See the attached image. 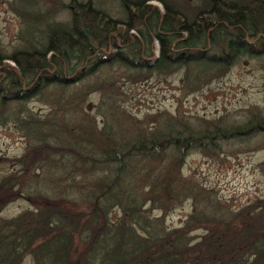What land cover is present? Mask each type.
<instances>
[{"label": "trees", "instance_id": "1", "mask_svg": "<svg viewBox=\"0 0 264 264\" xmlns=\"http://www.w3.org/2000/svg\"><path fill=\"white\" fill-rule=\"evenodd\" d=\"M6 4L21 30L11 54L0 48V125L15 122L26 148L3 160L17 169L0 178V212L17 200L29 208L0 217V264H264V197L232 209L182 174L192 150L212 159L222 143L264 136L260 113L228 125L165 113L146 122L121 107L113 79L98 75L117 67L137 82L183 71L181 81L197 89L241 57L264 56V0ZM88 86L109 102L96 109L99 127L74 104ZM48 88L61 112L40 119L5 108ZM187 201L182 225L167 229L164 217Z\"/></svg>", "mask_w": 264, "mask_h": 264}, {"label": "rangeland", "instance_id": "2", "mask_svg": "<svg viewBox=\"0 0 264 264\" xmlns=\"http://www.w3.org/2000/svg\"><path fill=\"white\" fill-rule=\"evenodd\" d=\"M9 1L12 0H0V48L6 55L20 45L17 34L21 30L18 19L8 11L6 2ZM151 4L162 13L158 2L153 1ZM65 20L64 14L57 17L59 23H64ZM129 34L133 32L130 31ZM154 48L152 55L156 58L157 46ZM8 63L13 66L12 62ZM124 74L122 69L112 67L100 71L98 75L105 76L107 81H115L118 93L116 100L126 113L138 120L146 119L147 122L149 115L160 118L165 113L178 116L192 125L197 124L198 119L213 122L221 120L228 125L244 122L249 117L247 112L251 110L258 111L260 117L264 118V56L258 59L241 57L222 77L211 79L206 84L197 86V89L191 83L185 85L181 81L183 71L164 78L154 76L137 82L127 81ZM87 89H90L89 86L81 97L73 98L74 104L79 105L94 125L99 127L102 121L96 109L100 102L104 104L102 107L109 102L99 92L86 93ZM51 90L53 88H48L43 96L18 103L20 106L9 102V106L5 108L17 110L22 107V116L28 111L40 119L48 114L61 112L62 107L56 108L54 104L61 97ZM66 94L71 99L74 91ZM68 109L74 111L70 107ZM159 114L162 115L158 116ZM84 122L86 125L90 124L87 119ZM147 126L149 129L154 127ZM25 142L15 122L0 125V178L15 172L17 167L3 160L21 157L26 148ZM263 143L262 135L231 140L226 144L222 143L219 155L212 159L192 150L185 157L182 174L212 191L219 202H224L232 209L239 208L254 198L264 197V172L260 170V165L264 162ZM28 208L27 202L17 200L8 204L0 212V217L9 219ZM190 211L191 203L187 201L167 213L164 226L167 229L181 226ZM111 216L114 217L115 214ZM159 216V213H151V217ZM22 264L31 263L29 259H25Z\"/></svg>", "mask_w": 264, "mask_h": 264}]
</instances>
